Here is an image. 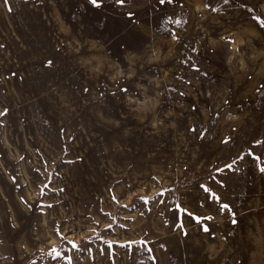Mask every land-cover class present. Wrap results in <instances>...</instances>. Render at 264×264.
I'll return each mask as SVG.
<instances>
[{
  "label": "rangeland",
  "instance_id": "obj_1",
  "mask_svg": "<svg viewBox=\"0 0 264 264\" xmlns=\"http://www.w3.org/2000/svg\"><path fill=\"white\" fill-rule=\"evenodd\" d=\"M98 3L0 0V264H264V0Z\"/></svg>",
  "mask_w": 264,
  "mask_h": 264
},
{
  "label": "snow or ice",
  "instance_id": "obj_2",
  "mask_svg": "<svg viewBox=\"0 0 264 264\" xmlns=\"http://www.w3.org/2000/svg\"><path fill=\"white\" fill-rule=\"evenodd\" d=\"M91 4L93 6H100V4L98 3V0H90ZM120 2H123V0H120ZM161 3H164L165 0H160ZM233 163H235V161H233ZM225 167L227 168H231L232 167V164H228L226 165ZM218 171H222L221 169H218ZM261 171H264V168L261 169ZM205 191H207V189H205ZM162 195V194H161ZM179 207V206H178ZM229 209V206L227 204H222L221 205V211H226ZM207 219H211V217H208ZM198 222H199V218H198ZM233 223H235V220H233ZM204 231L205 232H208L209 229L207 227L204 228Z\"/></svg>",
  "mask_w": 264,
  "mask_h": 264
}]
</instances>
